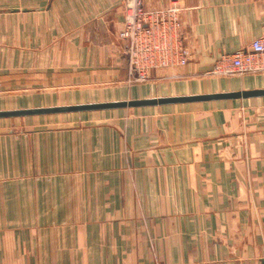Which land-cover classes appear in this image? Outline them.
I'll return each mask as SVG.
<instances>
[{
  "label": "crops",
  "instance_id": "1",
  "mask_svg": "<svg viewBox=\"0 0 264 264\" xmlns=\"http://www.w3.org/2000/svg\"><path fill=\"white\" fill-rule=\"evenodd\" d=\"M172 3L189 62L131 85L123 0H0V110L264 89L208 73L264 35L263 0H147ZM19 118L0 264H264V96Z\"/></svg>",
  "mask_w": 264,
  "mask_h": 264
},
{
  "label": "built area",
  "instance_id": "2",
  "mask_svg": "<svg viewBox=\"0 0 264 264\" xmlns=\"http://www.w3.org/2000/svg\"><path fill=\"white\" fill-rule=\"evenodd\" d=\"M123 8L125 16L118 39L128 56L130 76L144 81L150 70L179 68L189 62L179 5L148 7L147 0H124ZM263 71L264 35L253 39L248 48L221 55L208 73L243 76Z\"/></svg>",
  "mask_w": 264,
  "mask_h": 264
},
{
  "label": "water",
  "instance_id": "3",
  "mask_svg": "<svg viewBox=\"0 0 264 264\" xmlns=\"http://www.w3.org/2000/svg\"><path fill=\"white\" fill-rule=\"evenodd\" d=\"M14 11V10H12ZM255 96H264V89L239 90L231 92H215L191 95L154 96L145 98L120 99L113 101H98L72 105H58L49 107H32L20 109L0 110V118L25 117L33 115L57 114L68 112H86L111 109H128L147 106H161L198 101L220 99H245Z\"/></svg>",
  "mask_w": 264,
  "mask_h": 264
},
{
  "label": "rangeland",
  "instance_id": "4",
  "mask_svg": "<svg viewBox=\"0 0 264 264\" xmlns=\"http://www.w3.org/2000/svg\"><path fill=\"white\" fill-rule=\"evenodd\" d=\"M123 2H124V0H123ZM159 7H161V6H159ZM123 11H124V8H123ZM125 16V15H124ZM123 22H124V19H123ZM123 26V25H122ZM118 41L120 42V46H119V48H120V51L123 53V55H124V57L126 58V66H127V70H128V56L126 55V52L123 50V46H122V43H121V41H120V38L118 39ZM179 68H181V67H179ZM173 69H176V68H173ZM172 68H165V69H161V70H150V72H149V75H148V78H147V80H144V81H141V80H138L137 79V77H135V76H130L129 75V70H128V75H127V79H126V82L127 83H130L131 85L132 84H144V83H147L149 80H151V78H152V76H151V73H152V71H157V72H159V71H163V70H169V71H172L173 70ZM255 73V72H254ZM257 73V72H256ZM212 74V73H211ZM217 75H219V74H217ZM221 76H223V75H221ZM82 115H84V113H81ZM81 114H72L71 116H69V117H73V115L74 116H79V115H81ZM67 117V116H66ZM18 119H20L19 117H17ZM23 118V117H22ZM17 121V120H16Z\"/></svg>",
  "mask_w": 264,
  "mask_h": 264
}]
</instances>
